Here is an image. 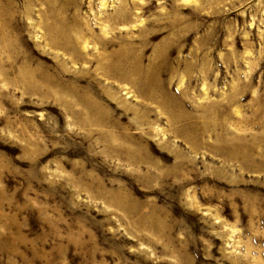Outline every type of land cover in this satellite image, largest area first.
<instances>
[{
    "label": "rangeland",
    "instance_id": "rangeland-1",
    "mask_svg": "<svg viewBox=\"0 0 264 264\" xmlns=\"http://www.w3.org/2000/svg\"><path fill=\"white\" fill-rule=\"evenodd\" d=\"M0 264H264V0H0Z\"/></svg>",
    "mask_w": 264,
    "mask_h": 264
}]
</instances>
